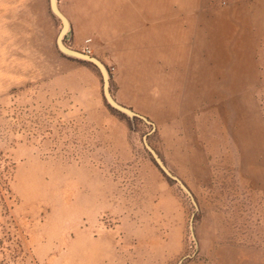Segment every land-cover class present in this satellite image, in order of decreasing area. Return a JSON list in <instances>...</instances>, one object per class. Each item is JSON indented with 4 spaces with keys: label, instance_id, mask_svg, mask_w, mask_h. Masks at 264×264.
<instances>
[{
    "label": "rangeland",
    "instance_id": "374dc122",
    "mask_svg": "<svg viewBox=\"0 0 264 264\" xmlns=\"http://www.w3.org/2000/svg\"><path fill=\"white\" fill-rule=\"evenodd\" d=\"M224 1L58 0L130 118L32 0L31 66L0 65V264H264V0Z\"/></svg>",
    "mask_w": 264,
    "mask_h": 264
},
{
    "label": "crops",
    "instance_id": "0c3cea01",
    "mask_svg": "<svg viewBox=\"0 0 264 264\" xmlns=\"http://www.w3.org/2000/svg\"><path fill=\"white\" fill-rule=\"evenodd\" d=\"M35 8H33L32 0H0V65H4L6 62H8L9 58H15L18 60V65L20 66H31V63H26L24 52L26 50L25 44L27 42H30L27 39V35L32 34L33 29V11L34 17L37 22H35L36 29L40 28L41 26V19H43V25L48 24V19L51 17L49 8H44L43 3H35ZM88 15H85L84 18H88ZM48 27V26H47ZM12 41L15 42V53H10L8 56L5 53L6 46L10 47L12 44ZM215 56V55H214ZM212 56L209 57L211 60ZM8 58V59H7ZM71 58V57H68ZM75 59V58H74ZM13 60V59H12ZM44 66H47V56H44ZM64 59L60 58L59 60V66H63ZM17 64V63H15ZM42 66L41 58L39 60V63H35L34 65ZM58 66V61H55V64H53V67ZM11 73V71L7 70V73ZM219 70H207L206 75L207 78L217 75ZM206 84V82H205ZM203 92V94H202ZM206 92V90L201 91V95L207 97L211 96ZM209 94V96H208Z\"/></svg>",
    "mask_w": 264,
    "mask_h": 264
},
{
    "label": "water",
    "instance_id": "95a60500",
    "mask_svg": "<svg viewBox=\"0 0 264 264\" xmlns=\"http://www.w3.org/2000/svg\"><path fill=\"white\" fill-rule=\"evenodd\" d=\"M50 1V9L51 12L54 14V16H56L61 22H62V29L59 33V37L57 40V48L58 50L65 56L67 57H71V58H75L78 60H83L86 62H89L91 64H93L94 66H96L103 78V83H104V97L107 101V103L114 109L118 110L121 113L126 114L127 116H129L130 118H133L135 116H137L135 113H133L131 110L125 108L124 106L120 105L119 103H117L114 98L111 95L110 92V74L109 71L107 69V67L97 58L94 57H90L87 55H84L80 52H77L73 49H70L69 47H67L64 43V40L66 38L69 37L70 32L67 33V30L71 31V24L70 21L68 20V18L61 12L60 8H59V4H58V0H49ZM62 38V39H61ZM149 150L152 152L153 156L155 157L158 165L160 166V168L171 177V174L169 173V171L166 169V167L164 166L163 162L159 159V157L149 148ZM183 189L185 191L188 192V190H186V188L183 187Z\"/></svg>",
    "mask_w": 264,
    "mask_h": 264
},
{
    "label": "built area",
    "instance_id": "2783aa9c",
    "mask_svg": "<svg viewBox=\"0 0 264 264\" xmlns=\"http://www.w3.org/2000/svg\"><path fill=\"white\" fill-rule=\"evenodd\" d=\"M224 3L225 4L227 3L226 0L224 1ZM84 43H85V47H84V50H83V54L91 57L93 55L92 48H91L92 43H93L92 38L86 39Z\"/></svg>",
    "mask_w": 264,
    "mask_h": 264
},
{
    "label": "bare ground",
    "instance_id": "6f19581e",
    "mask_svg": "<svg viewBox=\"0 0 264 264\" xmlns=\"http://www.w3.org/2000/svg\"><path fill=\"white\" fill-rule=\"evenodd\" d=\"M66 32H67V33H69V32L71 33V31H70V30H67ZM69 37H70V35H69ZM61 39H62V38H61ZM80 53H81V52H80ZM82 54H83V53H82ZM84 55H85V54H84Z\"/></svg>",
    "mask_w": 264,
    "mask_h": 264
},
{
    "label": "trees",
    "instance_id": "16d2710c",
    "mask_svg": "<svg viewBox=\"0 0 264 264\" xmlns=\"http://www.w3.org/2000/svg\"><path fill=\"white\" fill-rule=\"evenodd\" d=\"M91 64V63H90Z\"/></svg>",
    "mask_w": 264,
    "mask_h": 264
}]
</instances>
